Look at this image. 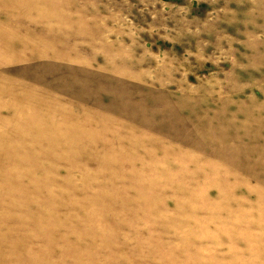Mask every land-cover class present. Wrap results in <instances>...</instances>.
<instances>
[{
  "label": "rangeland",
  "instance_id": "374dc122",
  "mask_svg": "<svg viewBox=\"0 0 264 264\" xmlns=\"http://www.w3.org/2000/svg\"><path fill=\"white\" fill-rule=\"evenodd\" d=\"M0 264H264V0H0Z\"/></svg>",
  "mask_w": 264,
  "mask_h": 264
}]
</instances>
